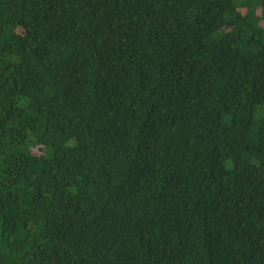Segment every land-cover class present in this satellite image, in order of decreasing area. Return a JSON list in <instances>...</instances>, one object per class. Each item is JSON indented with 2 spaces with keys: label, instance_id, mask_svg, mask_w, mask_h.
I'll list each match as a JSON object with an SVG mask.
<instances>
[{
  "label": "trees",
  "instance_id": "trees-1",
  "mask_svg": "<svg viewBox=\"0 0 264 264\" xmlns=\"http://www.w3.org/2000/svg\"><path fill=\"white\" fill-rule=\"evenodd\" d=\"M0 264H264V0H0Z\"/></svg>",
  "mask_w": 264,
  "mask_h": 264
}]
</instances>
